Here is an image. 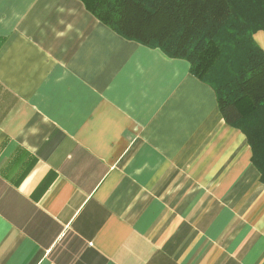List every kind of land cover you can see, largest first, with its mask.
I'll return each mask as SVG.
<instances>
[{
  "label": "crops",
  "instance_id": "0c3cea01",
  "mask_svg": "<svg viewBox=\"0 0 264 264\" xmlns=\"http://www.w3.org/2000/svg\"><path fill=\"white\" fill-rule=\"evenodd\" d=\"M251 155L187 60L0 0V264H264Z\"/></svg>",
  "mask_w": 264,
  "mask_h": 264
},
{
  "label": "trees",
  "instance_id": "16d2710c",
  "mask_svg": "<svg viewBox=\"0 0 264 264\" xmlns=\"http://www.w3.org/2000/svg\"><path fill=\"white\" fill-rule=\"evenodd\" d=\"M124 38L189 62L225 122L241 130L264 180V0H81Z\"/></svg>",
  "mask_w": 264,
  "mask_h": 264
}]
</instances>
